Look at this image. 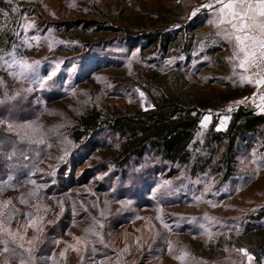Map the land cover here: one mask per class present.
<instances>
[{
    "label": "rangeland",
    "instance_id": "rangeland-1",
    "mask_svg": "<svg viewBox=\"0 0 264 264\" xmlns=\"http://www.w3.org/2000/svg\"><path fill=\"white\" fill-rule=\"evenodd\" d=\"M21 1L28 10L18 34L34 53L0 52V101H5L0 103V204L4 207L0 237H5L4 229L15 234V242L8 246L19 245L21 258L0 245V264H22V260L24 264H255L254 256L236 246L233 237L264 205V160L241 154L239 174L226 183L212 175L192 178L184 169L154 167L152 178L131 171L122 179L109 162L101 164L98 155L88 159V148L76 146L70 138L79 115L89 106L122 113L151 106L136 79L153 67L169 75L183 58L172 55L156 67L125 45L117 28L157 29L162 27L157 13L176 5L188 21L202 23L201 43L194 55L207 45L222 42L224 46L219 54L223 63L198 70L199 60H193L186 70L184 80L194 98L244 86L242 96L203 114L198 138L203 140L215 114L221 113L217 128L223 129L237 106L253 105L264 94V86L241 83L240 78L258 70L253 67L245 73L235 67L233 46L217 34L209 11L192 16L195 9L214 0ZM92 9L101 15H91ZM82 19L105 20L114 29L105 42L83 54L91 77L78 81L83 69H75L83 58L58 51L68 43L58 28ZM13 55L30 64L39 62L34 64L38 79L31 74L28 80L14 79L11 73L18 69L5 66ZM97 66L102 69L96 70ZM213 77L226 84L210 83ZM262 107L254 110L264 112ZM205 116L210 119L203 126ZM20 125H32L38 132L21 139ZM100 139L111 141L112 136L102 133ZM61 167L67 169L65 178L57 177ZM63 183L75 185L65 189Z\"/></svg>",
    "mask_w": 264,
    "mask_h": 264
},
{
    "label": "trees",
    "instance_id": "trees-1",
    "mask_svg": "<svg viewBox=\"0 0 264 264\" xmlns=\"http://www.w3.org/2000/svg\"><path fill=\"white\" fill-rule=\"evenodd\" d=\"M180 7L176 5L157 13L162 24L157 29L117 28L125 45L137 49L142 60L156 67H161L169 56L183 58L182 61H176V70L169 75L153 67L136 79L148 96L151 106L138 107L129 113L110 112L97 105L89 106L79 115L70 138L76 146L88 148L85 152L88 159L93 160L98 155L101 164L109 162L114 170L117 169L115 175L122 179H126L131 171H140L152 178L154 167L184 169L192 178L212 175L226 183L239 174L241 154L251 153L264 160V112L239 107L230 113L223 129L217 128L221 113L215 114L203 140L198 138L203 114L209 110H220L242 96L244 86L236 84L234 91L194 98V91L189 89L184 80L186 70L190 69L193 60H199L196 63L198 70L205 69L210 63H223L219 54L224 46L222 42L207 45L208 47L194 55L196 47L201 43L198 29L202 23L197 20L188 21L179 11ZM26 8L21 0H0V52L17 49L25 56L34 53V49L23 45L18 34L20 21L25 10H28ZM90 14L101 15L96 9H92ZM113 29L105 20L66 22L59 26L58 33L68 43L61 45L58 51L78 56L80 60L83 54L86 55V52L105 42L106 36ZM84 58L75 69L78 72L83 69L78 81L82 77H91V70L87 71ZM101 69L102 66L96 67V70ZM219 79L213 77L209 82L226 84ZM102 133L110 134L111 141H102ZM71 160L76 162L75 159ZM61 168L57 177L65 178L67 169ZM26 183L28 182L24 184ZM74 185L75 183H63V188ZM3 208L0 204L1 212L4 211ZM10 214L16 215L15 212ZM233 238L236 246L247 249L254 256L255 264H264V205L248 217L240 232Z\"/></svg>",
    "mask_w": 264,
    "mask_h": 264
},
{
    "label": "snow or ice",
    "instance_id": "snow-or-ice-1",
    "mask_svg": "<svg viewBox=\"0 0 264 264\" xmlns=\"http://www.w3.org/2000/svg\"><path fill=\"white\" fill-rule=\"evenodd\" d=\"M200 11H209L213 17L211 22L219 29L217 34L222 35L232 44L231 60L238 61L235 67L242 69L245 73H248L253 67L258 70L251 76L242 75L240 82L255 84L257 87L264 86V0H214V3L195 9L192 16H196ZM28 27H32V25H28ZM38 63L34 62L36 65ZM34 64H30L24 59H16L14 55L10 61H5L7 69L13 67L18 69L11 73L14 79L28 80L29 74L32 75L33 79H38ZM11 99H15V97H6V100ZM260 99L264 101V94L261 95ZM4 102L0 101V103ZM209 119V116L204 117L203 126L207 125ZM226 121L227 117H225L224 122L226 123ZM19 131L23 133L21 139H25L30 138V133L38 132V129L32 125H20ZM38 142L42 143L43 141ZM33 183L35 182L33 181ZM22 202L26 203V201ZM4 232L5 237H0V245L3 246V251L21 258L17 252L19 245H16V248L8 246L10 242H15V234L8 233L7 229H4ZM169 250H172L171 245H169ZM241 251L248 255L246 251ZM176 258L182 261L184 257L178 256ZM248 259L251 260L252 257L248 256ZM22 264H24L23 260Z\"/></svg>",
    "mask_w": 264,
    "mask_h": 264
},
{
    "label": "built area",
    "instance_id": "built-area-1",
    "mask_svg": "<svg viewBox=\"0 0 264 264\" xmlns=\"http://www.w3.org/2000/svg\"><path fill=\"white\" fill-rule=\"evenodd\" d=\"M260 97L258 99H256V100H254V102H252V103H254L253 105L243 104V105L237 106V108L243 107L245 109H259L262 105L264 106V101H262L260 99ZM262 109H264V107H262Z\"/></svg>",
    "mask_w": 264,
    "mask_h": 264
}]
</instances>
